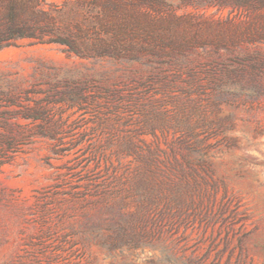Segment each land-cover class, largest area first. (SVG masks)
<instances>
[{"label": "rangeland", "instance_id": "374dc122", "mask_svg": "<svg viewBox=\"0 0 264 264\" xmlns=\"http://www.w3.org/2000/svg\"><path fill=\"white\" fill-rule=\"evenodd\" d=\"M0 264H264V4L0 0Z\"/></svg>", "mask_w": 264, "mask_h": 264}, {"label": "trees", "instance_id": "16d2710c", "mask_svg": "<svg viewBox=\"0 0 264 264\" xmlns=\"http://www.w3.org/2000/svg\"><path fill=\"white\" fill-rule=\"evenodd\" d=\"M249 0H235V2L237 3H244V2H248ZM262 4H264V0H259Z\"/></svg>", "mask_w": 264, "mask_h": 264}]
</instances>
